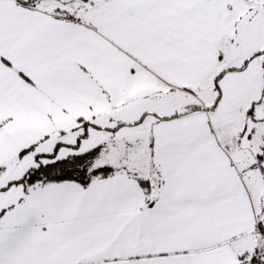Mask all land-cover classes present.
<instances>
[{
  "label": "snow or ice",
  "instance_id": "6c2138e0",
  "mask_svg": "<svg viewBox=\"0 0 264 264\" xmlns=\"http://www.w3.org/2000/svg\"><path fill=\"white\" fill-rule=\"evenodd\" d=\"M0 264H264V0H0Z\"/></svg>",
  "mask_w": 264,
  "mask_h": 264
}]
</instances>
